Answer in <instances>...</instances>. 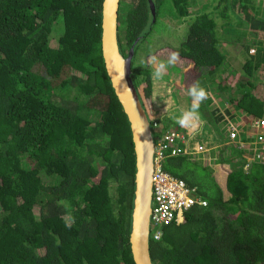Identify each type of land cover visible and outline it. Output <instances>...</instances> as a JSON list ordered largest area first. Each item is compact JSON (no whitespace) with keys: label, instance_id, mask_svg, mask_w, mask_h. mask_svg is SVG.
Instances as JSON below:
<instances>
[{"label":"trees","instance_id":"16d2710c","mask_svg":"<svg viewBox=\"0 0 264 264\" xmlns=\"http://www.w3.org/2000/svg\"><path fill=\"white\" fill-rule=\"evenodd\" d=\"M150 1L154 16L149 0H120L117 34L123 56L133 46L132 79L151 125L158 121L155 141L182 129L155 118L153 85L162 84L147 63L173 51L185 88L199 82L212 91L199 113L216 139L226 119L263 117L261 2L200 0L201 10L198 0ZM164 3L168 36L187 28L176 45L163 36L155 46ZM101 4L0 0V264H135L128 241L135 158L101 54ZM229 44L244 55L238 68ZM246 151L222 146L163 161L207 205L162 227L160 240L150 237L153 264H264V160Z\"/></svg>","mask_w":264,"mask_h":264},{"label":"water","instance_id":"95a60500","mask_svg":"<svg viewBox=\"0 0 264 264\" xmlns=\"http://www.w3.org/2000/svg\"><path fill=\"white\" fill-rule=\"evenodd\" d=\"M120 0H102L101 54L110 85L129 124L135 158L129 244L135 264H153L150 255L153 151L155 139L145 108L132 79L133 46L123 56L118 45ZM152 15L153 2L149 0ZM136 39L135 41H137Z\"/></svg>","mask_w":264,"mask_h":264},{"label":"built area","instance_id":"2783aa9c","mask_svg":"<svg viewBox=\"0 0 264 264\" xmlns=\"http://www.w3.org/2000/svg\"><path fill=\"white\" fill-rule=\"evenodd\" d=\"M154 120L151 127L158 128ZM224 137L216 139L212 129L203 124L196 132L182 128L167 130L156 141L153 151L152 200L150 213V237L158 241L162 237L161 228L169 224H180L184 214L195 205L206 206V201L195 194V188L169 174L162 168L167 157L187 155L197 157L222 146H234L245 152L251 149L249 160H264V116L246 117L244 114L234 120L226 119ZM248 136L246 142L243 136ZM248 167L249 164L247 163Z\"/></svg>","mask_w":264,"mask_h":264},{"label":"clouds","instance_id":"9594fccd","mask_svg":"<svg viewBox=\"0 0 264 264\" xmlns=\"http://www.w3.org/2000/svg\"><path fill=\"white\" fill-rule=\"evenodd\" d=\"M249 50L250 53H254L255 48L251 47ZM179 59V52L176 51L171 52L166 61H161L158 60L156 56H151L149 58V63L155 66L154 71L152 72L153 79L158 81L162 80L168 68L175 65ZM187 93L192 98L191 107L187 110L182 111L180 115L175 118V122L182 128L188 129L192 132H196L205 123L201 119L199 108L201 103L208 98L209 94L207 90L200 85L199 82L193 83L187 89Z\"/></svg>","mask_w":264,"mask_h":264},{"label":"crops","instance_id":"0c3cea01","mask_svg":"<svg viewBox=\"0 0 264 264\" xmlns=\"http://www.w3.org/2000/svg\"><path fill=\"white\" fill-rule=\"evenodd\" d=\"M168 79L162 84V96L153 98L155 118L166 115V117L176 118L184 110L191 107L192 98L188 95L184 85L182 70L171 67L168 69ZM167 75V74H166ZM170 111V113H168Z\"/></svg>","mask_w":264,"mask_h":264},{"label":"rangeland","instance_id":"374dc122","mask_svg":"<svg viewBox=\"0 0 264 264\" xmlns=\"http://www.w3.org/2000/svg\"><path fill=\"white\" fill-rule=\"evenodd\" d=\"M255 1V0H254ZM257 1H260L261 3H259V5L261 6V8L259 9V11H260V16H262V17H264V0H257ZM198 4H199V6L201 7V10H203L205 7H206V4L204 3H202V1L200 2V0H198ZM169 5V4H168ZM168 5H167V3H164V5L161 7V20H164V22H163V24L161 25V26H159V34H161V35H159V39H158V41H154V43H156L155 44V46L157 45V44H160L161 45V43H159L160 42V40L163 38V36H166V39H168V42H167V44H173V45H176L175 44V42L176 41H179L181 38H183V36H184V33L186 32V28H187V25H180V28H179V30L178 31H173V32H171V37H169L168 35H169V31H171L172 30V27L170 26V25H168L169 23H170V19H169V16H172L171 15V13H169L168 12ZM170 6V5H169ZM258 14H259V12H258ZM187 23H189V20H188V22ZM181 26H183V27H181ZM158 28V26L156 27V29ZM156 29H155V31H156ZM178 29V28H177ZM226 44V43H225ZM155 46H154V48H155ZM252 48H255L254 46H251ZM228 48V49H227ZM226 48V50H228L229 51V58L231 59V64H233V66L234 67H239V65L242 63V61L244 60V55H243V53H241L240 52V49H239V44H237L236 46H233V45H230L229 44V46ZM227 51V52H228ZM232 57V58H231ZM147 63L149 64V68H150V70H151V68L153 69V67H151V64L149 63V59L147 60ZM172 67V66H171ZM170 68V67H169ZM168 68V69H169ZM167 71H169V70H167ZM166 71V72H167ZM165 72V74H164V77H163V79L162 80H160V82H161V84H164L165 83V77H168V73H166ZM167 74V75H166ZM155 83H157V82H155ZM155 83H153L152 82V84H155ZM261 83H264V79H263V81L261 82ZM154 86V92H153V98H158L159 96H162V92H164V90H162V89H159L157 86H156V84L155 85H153ZM209 92V95H211L210 96V98H211V101L213 102V98H212V91H208ZM155 98V99H156ZM153 102H154V99H153ZM215 103V102H214ZM149 113H150V111H149ZM168 113H170V111L168 112ZM150 117H153L154 118V116H153V114H151V116ZM171 118V119H170ZM167 119H170V120H174L175 121V118H172V117H168ZM174 121H171V122H174ZM249 140V139H248ZM247 149V148H246ZM246 149H244L245 150V153L247 152L246 151ZM249 152H250V154H251V149H247ZM208 153H210V152H208ZM207 153V154H208Z\"/></svg>","mask_w":264,"mask_h":264}]
</instances>
